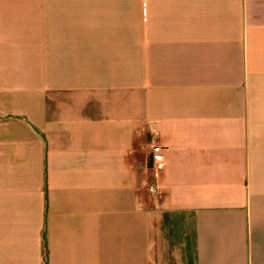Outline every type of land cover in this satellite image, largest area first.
Segmentation results:
<instances>
[{
    "label": "crops",
    "instance_id": "obj_1",
    "mask_svg": "<svg viewBox=\"0 0 264 264\" xmlns=\"http://www.w3.org/2000/svg\"><path fill=\"white\" fill-rule=\"evenodd\" d=\"M0 264H264V0H0Z\"/></svg>",
    "mask_w": 264,
    "mask_h": 264
},
{
    "label": "built area",
    "instance_id": "obj_2",
    "mask_svg": "<svg viewBox=\"0 0 264 264\" xmlns=\"http://www.w3.org/2000/svg\"><path fill=\"white\" fill-rule=\"evenodd\" d=\"M151 164L155 174H158L163 169L164 160L160 155L159 147H154L152 150ZM147 191L150 195H155L158 192V187L150 185L148 186Z\"/></svg>",
    "mask_w": 264,
    "mask_h": 264
}]
</instances>
